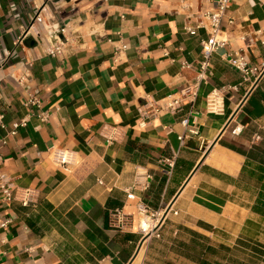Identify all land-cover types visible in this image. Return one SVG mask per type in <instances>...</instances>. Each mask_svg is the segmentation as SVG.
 <instances>
[{"label": "crops", "instance_id": "1", "mask_svg": "<svg viewBox=\"0 0 264 264\" xmlns=\"http://www.w3.org/2000/svg\"><path fill=\"white\" fill-rule=\"evenodd\" d=\"M215 1L0 0V169L39 193L35 206L0 193V221H10L0 226V264H198L181 253L195 233L239 260L240 249L250 256L254 243L264 246V0L232 1L222 23L228 45L214 56L195 103L140 126L145 97L160 99L195 77L204 13ZM38 14L43 23L33 24ZM65 25L66 54L51 58L43 45ZM122 42L128 48L115 61ZM241 49L263 69L256 82L244 83L224 58ZM27 90L52 116L47 123L32 117L12 135L29 112ZM214 91L217 111L208 107ZM105 124L122 133L111 145L100 135ZM50 147L76 151L80 163L55 165ZM140 203L172 211L161 237L144 241L134 258L147 221Z\"/></svg>", "mask_w": 264, "mask_h": 264}, {"label": "built area", "instance_id": "2", "mask_svg": "<svg viewBox=\"0 0 264 264\" xmlns=\"http://www.w3.org/2000/svg\"><path fill=\"white\" fill-rule=\"evenodd\" d=\"M233 0H216L215 5L212 9L204 13V17L207 20V24L203 26L207 31V36L201 39L202 46V58L199 62V67L196 71L195 77L188 82L179 91L170 93L160 99H155L150 96L144 98V102L139 105V113L141 116L140 126L145 127L147 125L148 119L151 115L158 116L163 112L178 113L182 111L185 104H194L196 98L199 94L200 87L203 83L207 82L212 74L213 58L216 53L228 45V39L223 35L222 23L227 16V12L231 6ZM43 23L41 14L34 17L33 24ZM68 29L67 25L62 28V36H57L55 41L44 44V52L51 58H64L66 54L67 46L71 40V37L66 34ZM193 32V30H191ZM28 31H24L22 36L19 37L18 45L23 43V40L28 35ZM111 41V40H110ZM128 46L126 43H120L114 48V60L118 61L121 59L123 54L126 52ZM224 58L229 62V64L237 69L241 75L244 83L256 82L263 73V69L257 65H251L250 59L244 50H239L237 52H227L224 54ZM183 67H190L187 62L182 63ZM21 83L24 82V77L19 80ZM232 89H237V86L231 87ZM218 98L219 95L216 91L211 93L208 98V107L211 111H217L218 109ZM24 105L28 109V114L23 117L20 121L14 122L10 130V134L16 135L21 128L28 125L32 117H35L40 123H47L52 116L49 109L43 106L41 98L32 91L27 90L24 98ZM4 113L0 110V127H5L4 123ZM182 124L188 126L190 119L189 117H184L182 119ZM194 135L197 134L195 131H191ZM101 137L105 140L107 145H111L118 141L122 135L119 127L114 125L105 124L100 132ZM186 139V134L179 136V140L184 145ZM5 142V141H4ZM48 156L51 161L59 166L66 169L79 164L80 158L76 151L70 149H64L60 147H50L47 150ZM165 162L174 168V159H165ZM172 171L169 170L168 173ZM102 183V181H100ZM148 184L144 187L147 188ZM0 193L1 197L6 202L17 201L23 206H35L38 202L39 193L33 188H20L14 183V179L5 171L0 169ZM128 196H132L129 194ZM168 205L155 212H149L148 207L144 203H140L138 206V211L140 214L147 219L149 223V229L143 230V238L150 236L155 238L161 237L160 229L165 221L169 212L172 211L170 208L168 210ZM176 214L177 211H174ZM10 221H0L1 227H6ZM2 253L0 252V255Z\"/></svg>", "mask_w": 264, "mask_h": 264}, {"label": "trees", "instance_id": "3", "mask_svg": "<svg viewBox=\"0 0 264 264\" xmlns=\"http://www.w3.org/2000/svg\"><path fill=\"white\" fill-rule=\"evenodd\" d=\"M194 236L195 239L192 241L190 248H188L187 251H182L181 253L186 255L188 258H191V260L197 262L198 264H212V262L206 258V254L211 256L209 259L212 260L214 264H257L254 261L258 260L261 262L264 260L262 258L264 255V250L262 248H264V246L258 242L251 246V251L254 255L247 256V251L240 249V251L244 252L247 257H240L239 260L236 257L237 253H232V251H230L231 249L227 246L221 245L220 248L222 251H218L215 247L206 246L204 242L202 243L200 239H203V237L200 234L195 233ZM240 244L245 249H249L250 245L248 243L241 241Z\"/></svg>", "mask_w": 264, "mask_h": 264}, {"label": "water", "instance_id": "4", "mask_svg": "<svg viewBox=\"0 0 264 264\" xmlns=\"http://www.w3.org/2000/svg\"><path fill=\"white\" fill-rule=\"evenodd\" d=\"M44 6H45V5H44ZM171 206H172V205H169L168 208L170 209ZM169 209H168V210H169ZM149 237H150V236L144 237V238L141 240V244H140L139 248L137 249V252H136L134 258L138 255V253H139V251H140V249H141L142 244L144 243V241H146Z\"/></svg>", "mask_w": 264, "mask_h": 264}, {"label": "rangeland", "instance_id": "5", "mask_svg": "<svg viewBox=\"0 0 264 264\" xmlns=\"http://www.w3.org/2000/svg\"><path fill=\"white\" fill-rule=\"evenodd\" d=\"M142 219L144 220L145 218L142 217ZM143 223H144V221H143ZM239 255H240L241 258L247 257L244 252H240ZM254 262L257 263V264H260V261H258V260L254 261ZM248 264H250V263H248Z\"/></svg>", "mask_w": 264, "mask_h": 264}, {"label": "bare ground", "instance_id": "6", "mask_svg": "<svg viewBox=\"0 0 264 264\" xmlns=\"http://www.w3.org/2000/svg\"><path fill=\"white\" fill-rule=\"evenodd\" d=\"M142 229H149V223L147 221H144Z\"/></svg>", "mask_w": 264, "mask_h": 264}]
</instances>
